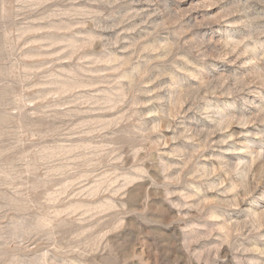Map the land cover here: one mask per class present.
Returning <instances> with one entry per match:
<instances>
[{
	"label": "rangeland",
	"instance_id": "rangeland-1",
	"mask_svg": "<svg viewBox=\"0 0 264 264\" xmlns=\"http://www.w3.org/2000/svg\"><path fill=\"white\" fill-rule=\"evenodd\" d=\"M0 264H264V0H0Z\"/></svg>",
	"mask_w": 264,
	"mask_h": 264
}]
</instances>
